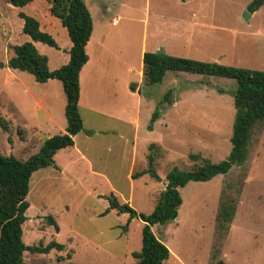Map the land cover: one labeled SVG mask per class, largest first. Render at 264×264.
Listing matches in <instances>:
<instances>
[{
	"label": "rangeland",
	"instance_id": "obj_1",
	"mask_svg": "<svg viewBox=\"0 0 264 264\" xmlns=\"http://www.w3.org/2000/svg\"><path fill=\"white\" fill-rule=\"evenodd\" d=\"M82 1L94 26L91 45L102 25L112 28L115 19L117 44L110 47L108 67L95 74L88 65L82 73L83 131L75 137V150L56 159L64 166L61 156L68 161L70 155L72 165L63 176L56 171L50 175L52 168L40 169L29 181L21 240L36 247L56 242L63 249L25 252V264H139L130 252L140 250L142 223L134 218L126 225L127 214L106 213L107 197L113 194L121 204L149 215L165 189L166 173L172 168L191 171L189 155L212 163L226 160L236 81L167 72L160 83L145 85L135 69L141 50L264 72V4L250 13L251 0ZM19 12L38 19L60 47L37 46L48 57L50 70L66 61L63 50L70 43L49 14L47 0L21 9L0 0V153L26 160L44 140L65 133V96L59 81L49 88L7 67L11 48L29 41ZM124 61H130L134 72L126 73ZM139 78L143 100L137 103L133 92ZM86 131L94 135L86 136ZM148 155L160 180L149 173L132 179L147 170ZM179 192L177 221L154 225L152 232L176 251L182 264H264V121L250 132L243 165L233 164L207 182H190ZM225 194L236 199L235 211L231 222L219 227L217 213ZM181 262L170 258L162 264Z\"/></svg>",
	"mask_w": 264,
	"mask_h": 264
},
{
	"label": "trees",
	"instance_id": "obj_2",
	"mask_svg": "<svg viewBox=\"0 0 264 264\" xmlns=\"http://www.w3.org/2000/svg\"><path fill=\"white\" fill-rule=\"evenodd\" d=\"M35 1L9 0L13 7L19 9L29 7ZM179 1L185 2V0ZM47 2H49V14L59 21L67 33L70 47L64 51L67 54L66 63L55 70H49L48 57L41 54L36 45H46L55 50H60V47L50 34L43 31L44 27L42 28V23L38 19L19 12L22 33L29 38V41L11 48L13 55L8 60L7 67L32 75L37 83H46L49 80L60 82L65 96V133L44 140L38 152L26 160L0 153V264H25L23 260L25 252L46 254L51 249L58 251L63 249V246L56 242H51L46 247L26 246L21 240L22 225L29 208L26 196L32 174L40 169L54 167L53 158L57 151L73 147V137L83 131L78 106L79 74L88 61L85 48L90 39L93 24L91 15L82 0H47ZM263 4L264 0H251L247 10L250 13L256 12ZM167 72L221 77L236 81V90L233 95L235 113L230 137L231 149L226 160L218 163H212L206 158L191 154L188 156L192 163L191 171L170 169L165 175V189L160 193L149 215L136 212L128 203L121 204L113 194L107 197L106 213L115 210L119 214H127L126 225L134 218L142 223L140 250L132 253V258L139 264H162L169 258V250L153 234L152 226L167 225L168 222L177 218L178 208L182 204L179 190L188 183L207 182L217 175L227 173L233 164L243 165L250 132L254 125L264 121V72L175 57L160 50L143 53L142 77L145 85L160 83ZM131 88H133L132 85ZM165 99L169 101L168 93ZM155 118L157 113L152 116L151 123ZM85 134L91 136L93 132L86 131ZM152 146L150 145V148ZM152 166L153 156L148 155L147 170L132 174V179L149 173L155 181H159ZM236 194L239 195L238 189ZM235 200L228 194L222 196L217 213L219 227L226 223L227 226L231 222L235 211ZM47 220L58 232L55 221L50 217ZM216 264L226 263L219 260Z\"/></svg>",
	"mask_w": 264,
	"mask_h": 264
},
{
	"label": "crops",
	"instance_id": "obj_3",
	"mask_svg": "<svg viewBox=\"0 0 264 264\" xmlns=\"http://www.w3.org/2000/svg\"><path fill=\"white\" fill-rule=\"evenodd\" d=\"M93 24V23H92ZM112 25L115 26L112 28L109 26V24H106L105 28H104V25H102V32L101 34H98L97 37H95V41L93 42V44L91 45V41H92V37H93V33H94V26H93V29H92V33H91V36H90V39L86 45V48H85V51H86V54L88 56V61L87 63L83 66V68L81 69L80 71V74H79V87H80V91H79V101H78V106L80 104V98H81V94H82V85H81V81H82V73L83 71L86 69V67H88V65H91L92 69L95 70V74H98L96 72V70H100V72L105 68V67H108L109 64H108V58L110 57V54H108L110 52V47H114L116 44H117V19H115L113 22H112ZM90 45H91V49H90ZM38 45H36L37 47ZM70 47V46H69ZM69 47L67 48V50L69 49ZM88 48L90 49V52L88 51ZM66 51V50H63V52ZM145 51H140L139 52V56H138V60H139V63L137 65V68L136 71L137 73L136 74H141L142 76V56H143V53ZM165 52V51H164ZM65 53V52H64ZM166 53V52H165ZM66 55V61H67V54L65 53ZM112 58V57H111ZM108 59V60H106ZM127 59H128V56H127ZM66 61L64 63H66ZM125 62V61H124ZM64 63H62L61 65H63ZM124 67L125 68V71L126 73H130V72H134L132 67L133 65L130 64V61H126L124 64ZM60 66V65H59ZM48 67H49V59H48ZM50 70V69H49ZM95 77L97 78V75H95ZM94 77V78H95ZM57 80H49L47 81L46 83H42L44 84L46 87H58L56 86V82ZM142 83V78L138 80L137 84L135 83H131V84H135V91L133 92V94H135V97L137 98V103H140L141 100H143V98L140 96V93L138 92L141 88V84ZM127 84H130L128 81H127ZM43 100L40 99L39 102H42ZM41 108V106H39ZM93 132V131H92ZM86 135V134H85ZM94 135V132L93 134ZM91 135V136H92ZM77 135H75L73 137V141H74V145L73 147L71 148H66V149H61L59 151H57V153L54 155V167H52V171L50 172V175H52L53 171H56L59 176H63L62 172L64 174L65 173V168H68L70 167L72 164H70V155L68 156V161H65V156H61L62 158H60V160H63L64 162V166L63 165H57L56 164V159L62 155V154H65L64 151H74L75 150V137ZM88 136V135H86ZM70 153V152H68ZM77 155H79L78 152H75ZM76 154H74V158H76ZM70 157V158H69ZM83 157V156H82ZM77 162L78 161H83L82 158H78L76 159ZM39 178H42V177H39ZM132 178V177H131ZM160 179V178H159ZM44 180V179H43ZM129 204V203H128ZM174 221H177V218L174 220ZM152 229V228H151ZM154 234V233H153ZM157 239H159L157 237ZM160 242H162L165 246L168 247V250H169V258L167 260H169L170 258L174 259V261H177V262H181L176 251L172 250L168 245L167 243L162 240V239H159ZM128 254V253H127ZM130 254H132L130 252ZM182 264V262H181Z\"/></svg>",
	"mask_w": 264,
	"mask_h": 264
}]
</instances>
